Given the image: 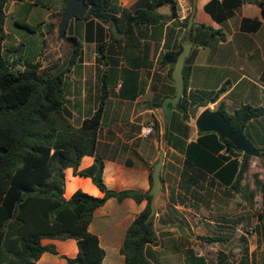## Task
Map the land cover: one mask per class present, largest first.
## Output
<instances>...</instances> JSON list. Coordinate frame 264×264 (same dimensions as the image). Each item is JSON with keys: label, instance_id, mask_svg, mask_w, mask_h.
<instances>
[{"label": "trees", "instance_id": "trees-1", "mask_svg": "<svg viewBox=\"0 0 264 264\" xmlns=\"http://www.w3.org/2000/svg\"><path fill=\"white\" fill-rule=\"evenodd\" d=\"M8 0H0V264H35L45 252L58 254L54 244L44 245L43 239H75L78 254L75 257L63 256L67 264H105V250L100 246L97 235L89 231L95 211L109 199L122 202L127 198L137 203L147 201L145 209L129 226L121 247L126 264H158L156 252L151 246L158 244L155 228L156 216L149 219L152 196L138 190H113L104 182L103 170L107 156L125 153L128 145L100 143V131L105 115L106 95L102 94L98 106L85 110V117L75 123L71 100L68 98L66 72L77 62H82L83 43L78 35L70 36L74 42L64 67H44L37 60L38 50L24 49L27 43H16L7 31L10 15L7 13ZM26 1L49 8L45 0ZM32 1V2H31ZM60 11L53 13L50 22L29 24L14 19L15 25L29 33L42 32L60 39L65 0ZM89 10L84 18V41L96 42L101 55L104 54L106 38L115 42L111 26L125 33V42L136 45L134 27L138 25H159L164 20L177 18L175 0H140L131 8L119 7L115 0H85ZM245 3L258 5L264 16V0H211L205 10L215 20L231 15ZM168 5L169 15L161 14L158 8ZM227 11V12H224ZM188 20L184 22L185 26ZM247 19L243 21L246 28ZM183 24V23H182ZM254 29L261 22L254 20ZM43 28V29H42ZM69 33V28L67 29ZM185 40L195 46H210L226 41L227 35L221 29L211 26H192ZM61 40V39H60ZM196 48L187 57L184 66L185 91L180 102L173 107L169 122H164L163 139L166 156L181 167H175L179 179L170 178L169 190L171 207L182 205L185 208H211L214 202L232 199L243 195L253 202V192L249 184H243L251 167V156L240 151L228 139H222L215 132L200 133L192 138L195 126L192 119L199 115V108L218 102L227 91L228 84L218 90L189 89L190 68L188 62ZM179 52L167 53L162 58L170 61L172 69ZM264 78V72H263ZM164 112L163 101L158 104ZM216 111L223 113L230 121L233 130L244 129L249 140L261 152L264 162V136L256 135L257 129L264 126V106L242 104L232 113L226 104L219 102ZM154 130H158L154 122ZM172 151V153L170 152ZM94 157L90 167L79 170L84 156ZM116 158V157H115ZM114 158V159H115ZM130 164V163H129ZM165 164L163 169L165 168ZM72 168L74 176L91 178L103 193L102 197L77 190L66 199L65 169ZM149 180L152 184V171ZM164 182V179H163ZM256 184L262 194L260 223H264V179L256 175ZM164 185L162 191H164ZM66 190V194L69 193ZM161 223L165 222L160 218ZM262 226V225H260ZM207 242H221V237L200 236ZM242 249L243 263L250 264L247 239ZM191 242L181 243L185 264H208L199 256ZM218 264H232L226 253L221 252Z\"/></svg>", "mask_w": 264, "mask_h": 264}, {"label": "crops", "instance_id": "crops-1", "mask_svg": "<svg viewBox=\"0 0 264 264\" xmlns=\"http://www.w3.org/2000/svg\"><path fill=\"white\" fill-rule=\"evenodd\" d=\"M115 1L119 7L131 8L140 0ZM175 1L177 2V18L164 20L162 24L155 26L134 27L137 43L134 46L125 42V33L119 39H124L121 42H115L108 37L105 39L107 47L103 55L99 53L96 42L84 41L85 22L72 18L68 25L69 33L67 30L69 37L78 35L83 43L82 62L73 65L65 76L68 98L72 102L74 113L73 121L78 123L82 120L86 115L85 110H94L104 94L106 104L100 143L113 145L120 142L128 145L125 153L118 156H113L111 153V156L106 157L103 170L105 184L117 191L130 189L149 192L152 186L149 180V168L155 165L162 152L165 154L161 170L165 189L161 190L156 202L155 228L158 244L151 246L152 251L156 252L158 264H161L160 257L165 252L181 254L183 240H192L187 237L188 231L182 227L181 223H173L170 215L172 212L169 210L172 208L169 197L172 184L169 180L171 177L179 179L175 167L181 166L173 161L172 155L166 156L162 136L166 119L158 104L176 94L175 81L172 77L174 68L172 69L167 59L163 62L164 55L177 52L180 54L183 43L189 42L185 40V36L186 31L192 26L206 25L221 29L227 35L226 41H214L212 45L204 47L195 46L190 42L192 43L191 53L194 48L196 51L188 62L189 89L212 91L228 84L227 91L218 102L209 104L205 108H217L219 102L223 101L227 111L232 113L236 108L228 110V101L233 97L243 99L245 103L242 104L264 106V16L261 8L256 4L245 3L226 18L221 15L220 20H215L205 10V5L211 0ZM45 2L50 6L49 8L39 5L30 7L26 1L8 0L7 13L10 15V12L19 9V14H23L22 17H26L23 20L27 22L28 16L32 15L36 8L43 7L49 10L47 20L52 22L54 19L50 18L51 15L60 11L63 1L45 0ZM12 4L14 7L10 11L9 7ZM158 11L169 15L171 8L163 5L158 8ZM191 17H193V24L190 27ZM244 19L248 20L246 28H243ZM187 20L185 26L184 22ZM254 20L261 22L257 29H254ZM195 120L192 119L194 126ZM154 122L157 123L158 130H154L147 137L143 136L142 128ZM256 132L258 137L264 136V126ZM196 136L197 128L195 127L192 138L195 139ZM93 163L94 157L86 155L81 160L79 170L86 169ZM164 164L166 166L163 169ZM68 189L70 191L66 194ZM77 190L96 197L103 196L91 178L74 176L72 168L65 169L64 197L69 199ZM146 204L147 201L137 203L132 198L122 202L111 198L95 211L89 231L97 235L100 246L106 252L105 264H126L120 250L129 226L145 209ZM161 206L164 208L161 209ZM174 207L185 208L182 205ZM160 218H164L165 222L161 223ZM186 218L187 223L194 230V214L187 215ZM42 243L54 244L58 254L45 252L35 264H67L63 256L75 257L78 254L77 241L72 238L43 239Z\"/></svg>", "mask_w": 264, "mask_h": 264}, {"label": "rangeland", "instance_id": "rangeland-1", "mask_svg": "<svg viewBox=\"0 0 264 264\" xmlns=\"http://www.w3.org/2000/svg\"><path fill=\"white\" fill-rule=\"evenodd\" d=\"M14 5L9 7L13 10ZM8 10V7H7ZM49 10L43 7L36 8L32 15L28 16L27 22L35 24L38 22H48L47 16ZM19 14V9L10 12V19L7 25V31L14 38L16 43L21 40L27 43L26 51L31 47L32 51L38 50V58L44 67H64L67 56L70 53L71 46L69 42L57 39L53 35L42 32L29 33L18 27L14 19L23 20ZM43 29V28H42ZM242 103L243 99L233 97L228 101V110H234ZM216 110V107H210ZM205 107H200L201 112ZM195 120V119H193ZM256 175L259 180L264 179V162L257 157L251 158V167L243 180V184H249V190L253 192V202L247 201L243 195H236L232 199H225L221 202H214V205L207 209L201 208H177L172 206L169 210L173 223L179 222L182 227L188 231L187 237L192 240H183L191 242L192 246L199 256L206 258L208 264H218L220 253H226L232 264H242V249L245 245L242 238L247 239L249 248L250 264H264V223H260V213H262V194L256 184ZM164 206H161V209ZM183 212V213H181ZM188 213V214H187ZM194 214V230L187 223L186 216ZM262 225V226H260ZM211 236L225 239L224 244L221 242H207L198 237ZM180 246V245H179ZM181 253V252H180ZM183 254V253H181ZM181 254H169L165 252L160 257L161 264H185L184 257Z\"/></svg>", "mask_w": 264, "mask_h": 264}, {"label": "water", "instance_id": "water-1", "mask_svg": "<svg viewBox=\"0 0 264 264\" xmlns=\"http://www.w3.org/2000/svg\"><path fill=\"white\" fill-rule=\"evenodd\" d=\"M66 6L62 16L61 28L59 37L65 42H74V39L67 35V29L69 22L72 18L80 17L84 18L89 10V5L85 0H65ZM193 24V17L190 18L189 26ZM114 36L120 39L124 36V33H120L115 25L112 27ZM192 50V43H183V50L177 57L172 72L173 80L175 81L176 94L164 99L163 109L165 112L166 122H169L172 116V109L176 106L185 91V78H184V66L187 57ZM195 127L200 133L215 132L222 139L230 140L238 150L243 151L246 155L251 157H261V152L255 147V145L249 140L244 129L233 130L230 121L226 116L216 110L205 108L202 110L195 120ZM165 154L162 152L159 155L158 161L155 163L152 171V186L149 194L152 196L148 218L151 219L156 215L157 207L156 202L162 190L161 170L164 163Z\"/></svg>", "mask_w": 264, "mask_h": 264}, {"label": "built area", "instance_id": "built-area-1", "mask_svg": "<svg viewBox=\"0 0 264 264\" xmlns=\"http://www.w3.org/2000/svg\"><path fill=\"white\" fill-rule=\"evenodd\" d=\"M154 132V123H149L142 128V135L147 137Z\"/></svg>", "mask_w": 264, "mask_h": 264}]
</instances>
